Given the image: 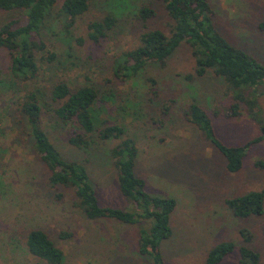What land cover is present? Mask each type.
I'll list each match as a JSON object with an SVG mask.
<instances>
[{"label": "rangeland", "instance_id": "obj_1", "mask_svg": "<svg viewBox=\"0 0 264 264\" xmlns=\"http://www.w3.org/2000/svg\"><path fill=\"white\" fill-rule=\"evenodd\" d=\"M63 1H57L43 31L46 51L54 59L40 61L43 56L37 55L39 71L30 82L11 78L8 54L0 48V80H5L0 84V264H47L26 247L27 234L35 229L44 231L62 251L63 264H151L150 258L138 254V240L140 230L152 222L139 220V210L121 193L110 154L119 140L98 141L87 149L70 145L71 132L55 121V103L49 99L59 82L71 90L88 85L100 92V122L121 126L122 139L134 141L135 173L144 179L148 194L176 201L171 235L159 248L164 264H205L209 251L222 243H233L235 249L219 264H239V247L258 253L264 264V204L262 215L240 218L225 203L264 187V90H242L244 100L233 115V89L211 70L196 76L195 59L184 42L164 66L149 64L136 77L123 79L115 73L121 54L138 47L144 31L170 34L173 22L163 3L91 0L65 33L59 16ZM206 1L221 36L264 67V30L259 27L264 0ZM145 6L154 16L143 24L137 14ZM107 14L116 17V25L106 39L93 43L88 25ZM12 15L0 12V22ZM34 87L45 102L41 125L60 156L86 168L101 207L131 213L136 224L89 220L72 187L49 184V173L34 154L19 111L24 95ZM193 101L206 112L222 143L247 145L238 172L228 173L224 157L188 122L186 112ZM244 231L251 234L249 240L241 235Z\"/></svg>", "mask_w": 264, "mask_h": 264}, {"label": "trees", "instance_id": "obj_2", "mask_svg": "<svg viewBox=\"0 0 264 264\" xmlns=\"http://www.w3.org/2000/svg\"><path fill=\"white\" fill-rule=\"evenodd\" d=\"M58 0H0V12L13 14L0 22V48L8 54L9 69L13 80L30 82L39 71L37 55L40 61H52L53 55L46 50L43 31L49 15ZM173 25L169 35L160 30H147L140 35V45L121 54L122 62L115 73L123 79L136 77L149 64L164 66L181 43L187 44L195 59V74L202 77L211 70L234 91L235 104L231 112L236 114L239 102H243L242 90L259 88L264 90V67L253 57L232 46L216 30L211 21V11L206 0H159ZM91 0H64L59 16L65 22L63 30L69 33L77 18L89 8ZM145 24L154 16L150 7H141L137 14ZM58 16V17H59ZM116 25V17L107 14L102 20L88 25V39L99 43ZM264 30V22L259 25ZM46 55V56H45ZM48 55V56H47ZM5 80H0V84ZM15 82V81H13ZM9 85L11 82L9 81ZM99 94L93 86H80L71 90L64 82L53 86L49 99L55 106L52 114L57 123L68 127L71 132L68 142L76 149H87L95 142L119 140L112 149L118 172V184L121 193L140 212L139 220H150L148 229L140 230L138 254L150 258L151 264H164L159 248L161 242L171 235L170 217L176 207V201L170 197L148 194L144 179L135 173L138 150L130 138L122 139L124 130L119 125H106L100 122L96 108ZM45 102L42 91L36 87L27 92L19 105L24 128L32 139L34 154L46 167L51 186L72 187L78 207L89 220L113 219L120 223L134 225L137 219L131 213L120 209L101 207L95 196L86 168L79 162L63 159L50 141L41 125V113ZM46 106V105H45ZM189 123L202 132L209 142L225 159L228 173L238 172L243 166L247 145L227 146L219 140L206 112L195 102L189 104L186 112ZM102 125V127H101ZM264 136V128H262ZM226 206L235 217L246 218L263 214L264 187L260 191L249 192L243 196L227 199ZM249 240L251 234L241 232ZM26 247L31 255L47 264H63L64 255L48 235L40 230L30 231L26 237ZM235 249L233 243H222L207 254L205 264H219ZM239 264H260L258 253L239 247Z\"/></svg>", "mask_w": 264, "mask_h": 264}]
</instances>
